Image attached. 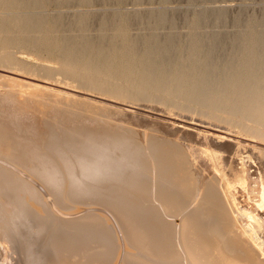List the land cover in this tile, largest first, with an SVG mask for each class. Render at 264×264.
<instances>
[{
    "label": "bare ground",
    "instance_id": "1",
    "mask_svg": "<svg viewBox=\"0 0 264 264\" xmlns=\"http://www.w3.org/2000/svg\"><path fill=\"white\" fill-rule=\"evenodd\" d=\"M29 3L33 4V6H41L40 0H0V5L4 6H18L17 4ZM134 12L137 13L136 11ZM173 13L175 12L173 11ZM62 14H52L50 15L52 18L49 17V20H46L45 14L38 13L2 16L0 17V31L4 32L5 36L0 42L4 46H10L21 41L36 47L38 39L36 36V39L33 36L36 27L47 22V25L51 26L52 29L54 28L53 30H59L60 25L66 21ZM96 14L93 12L73 13L74 18L72 17V23H69L73 24L74 27L72 25L69 27L78 28L76 30L77 34L80 30L81 34L79 32V35H77L79 36L78 39L75 38L76 34L75 36L73 35L76 32L72 35H64L63 33L59 39L57 38L58 41L57 39H45V48L50 47V49L53 48V51H57L56 56L58 55L61 60V71L63 73L70 76L76 75L84 86L110 90L113 93L114 91L115 93L126 92L129 96L139 99L157 98L158 95L152 94L151 91L146 89L159 88L160 83L164 79H174L176 87L180 83L188 82L191 84L189 88H193V90L199 89L198 91L202 93V96L199 95V92H196V94L199 97L201 96V98L204 95L205 101L207 100L206 103L213 100L217 104L216 106H223V108L225 107L230 112H234V114L244 113V116L252 117L264 125V8L261 16L257 17V23L255 22L260 29L251 31V35L249 34L250 30H246L248 31L247 33L246 31H244L245 33H238L234 42L230 43L232 47L229 49V55L234 54V57H230L227 54L230 57L227 62L225 61L226 58H224L225 53H222L223 57L220 54V56H217L218 48H220L226 39V32L223 29L214 28L201 34L192 33L186 37V40L184 39L185 41L180 40L173 31L168 32L166 36L162 34L163 37L161 34H158L159 31L156 33L154 30L155 27L157 30L161 23L164 24L170 17L172 18L171 11L157 10L147 15V19L159 25L155 24L154 26L153 24L154 30L153 27L151 30L153 32L149 34V39H147L148 37L145 38L148 40L145 41L147 42L146 44L143 43V34L142 37L140 35H137V37H133L134 35L126 37L124 33L125 37L122 35L121 37L123 38H120V42H116L117 39L114 41L116 38H114V34L117 31L119 32V30H124L123 28L126 29L127 26L129 27L132 20L129 19L130 15L129 17L125 15L126 17L120 18L121 16L119 17L118 12H108L101 13L106 14L105 16H99L103 18L99 24L100 29L97 27L100 31L98 32H106V29H109V26L111 27L110 24H113L111 21L114 22L115 20L116 22L117 20L116 25H112L115 29L114 34L111 33L112 36L110 38H105V33H101L93 41L94 36L92 38L88 32H90L89 27L91 26L90 16H95ZM108 14L110 18H108ZM140 15L136 14L137 17ZM228 15L227 8L220 7L200 10L195 17L197 23H194L203 24L204 26L205 22H210L212 26L215 24V27H219L220 25L216 24L226 23L229 20ZM134 16L135 14L131 17L134 18ZM237 16L240 17L239 15ZM96 19H98V16ZM240 21L242 22L241 19ZM109 22L111 23L109 24ZM250 23L252 24V22ZM169 25L173 28V24L170 23ZM246 25L248 24L246 23ZM62 27L60 30H62ZM69 27L66 28L69 29ZM73 28L69 30L74 31L75 29L73 30ZM142 44L146 48H142ZM235 54L242 55V58L246 56L248 59V62L245 64L248 73L246 77L245 73L243 74L245 78L241 76L242 78L239 79L236 76L237 73H239L238 76L242 74L240 70L239 72L234 70L232 75H230L231 73H229V68L227 69V67L222 71L218 70L219 68H223L222 64L224 61V64H227L225 66H229L228 63L233 60L234 62L232 63L239 64L235 62ZM237 57H239V60L241 59V56ZM242 61L244 60L242 59ZM240 66L244 67L243 62H240ZM235 67L233 66V68ZM188 68L189 70H187ZM118 72L121 74L125 73L127 75L125 77L134 83L133 86L121 88L120 86L106 84L101 78L102 82L99 81L100 76L98 77V74L105 73L106 75L111 74L113 76V73ZM130 76L133 78L130 79ZM182 89H186V87ZM190 91L192 90L190 89ZM193 93L195 94V92ZM214 103L213 105H215ZM14 106L12 105L15 111L18 108L20 109V107L16 109V106ZM9 107L5 109L9 111ZM54 109L55 112L59 108ZM11 110L10 112H15ZM69 114H72V112L63 110L61 114H56L53 118L44 117L38 120L40 117L38 118L32 114L33 118L36 117L37 119L33 120L30 118L32 116H29L28 118L30 119L21 118L20 120L12 121L18 125L23 123L25 125L24 130L26 131L34 130L39 125V127L43 125L47 127L48 131L45 135L44 148L42 149H37L34 144L31 145V143L23 141L22 137L20 138L22 141L18 140L19 137L16 138L15 134L7 132L8 126H5L7 128H3L4 124L3 126L0 124V127L2 126L0 129V139L2 132L3 134L7 133L10 137L4 138L15 137L16 141L12 140L13 143L11 140L9 141H11L13 147H19V150L15 149L18 153H22V155L25 153L21 152L20 148L28 150L24 159L32 162L34 168L31 166L30 168L36 171V175L43 180L42 182L46 183L45 185H47L51 193L60 194L62 178L65 177L68 183L66 194L76 196L80 200L98 202L115 213V217L125 237L136 249L135 252L130 254L126 252L122 253L123 264H264V250L262 249L263 251H261V245L264 242L262 241L261 243L260 237L257 236L259 230L261 231L260 233L264 234L262 232L264 231V216L260 214L264 212V173H262L264 172V167H262L263 170L259 166L257 167L259 170V173H257L258 177H254V187L252 186L253 188L250 190L251 193L248 196L253 200L256 210H260V213L254 211L253 205V210L241 209L239 212L245 215L248 220V227L246 230L244 229L245 233L248 234H246V237H248L242 238L240 230L238 232L231 231L233 230L231 227H233V220L235 219V217L231 219V214L235 215V209L238 211V208L234 209L231 206L234 207L235 205L237 207V203L233 199H230L231 201L229 202L226 200L219 188L220 185L218 186L212 180L213 178L202 180L203 178L199 177L198 173L197 175L191 174L190 171L192 169H188L185 158L181 156L178 149H173L169 140L151 135L143 143L136 137V134L129 135L127 128L112 127L111 124L114 123L111 121L89 115L70 116ZM53 115L55 114L53 113ZM8 117L10 116L8 115ZM7 122L10 123L9 121ZM34 124L35 127L33 129ZM19 128H16V130L24 136L26 133ZM11 131L13 132V129ZM259 153L261 152L259 151ZM262 154H264L263 151ZM263 156L262 158L264 159ZM260 165L263 166L262 164ZM231 169L229 170L230 172ZM238 171H236V175L239 178L241 177L239 183L243 184L245 183V177H242L243 174L241 175L243 171L240 168ZM5 173L0 172V180L5 178L0 182V192L6 191L5 195H7L5 197L2 194L3 192L0 193L1 197H5L2 200L3 204L2 202L0 203L2 208L0 216L3 217V220L6 216V223L9 219L8 222L11 223V227L8 231V236L11 237L15 233L18 243L27 250L23 249L26 251L24 254L29 259L28 261L37 262L38 260L40 262V255L34 256V253L29 251L30 246L35 241L31 240L33 243H28L27 236L31 235V224H26L27 220L23 219L21 214L23 212L26 213L27 209L22 208V203L15 204L11 202L19 198V187L17 186L20 185L18 184L20 182L18 181L17 183L14 179L12 180L11 177L13 176ZM192 175H195V178ZM12 181L16 182V186ZM229 182L225 184L229 185L231 183ZM21 183L23 182L21 181ZM21 185H24V183ZM231 196L234 197L233 195ZM9 202L20 205L14 208V204L10 205ZM2 212H4L3 216ZM30 212L31 210L29 214ZM175 215H180L178 223L172 220V216ZM37 216L33 215V218L35 219L36 217L38 219ZM1 221L0 224H2ZM3 223L5 224V222ZM10 223L7 224L10 225ZM4 224L1 227H4ZM41 224H37L36 227L43 229ZM57 224L60 223L58 222ZM62 224L64 223L62 222ZM43 225L46 226V224ZM94 225L96 224H75L72 229L68 227L70 231H62L59 228L62 227L61 225L58 227L59 229L57 228V233L54 232L56 235H51L49 232L50 235L46 237L44 245L48 249L52 248L53 264H80L82 258L88 259L93 257L98 253V249L106 250L108 245L111 244V241L108 242L109 232ZM235 227L233 228L236 229L237 227ZM64 228L67 229V227ZM260 236L264 237L262 234ZM248 238L252 240V243L248 242ZM245 239L248 240L246 241ZM255 248L260 249V254ZM38 251L43 253L42 249ZM70 253H76L79 258H82L73 260L74 255H72V263L68 261L70 259L67 260L65 258ZM43 257L45 259V255ZM83 261L85 264L86 260Z\"/></svg>",
    "mask_w": 264,
    "mask_h": 264
},
{
    "label": "rangeland",
    "instance_id": "2",
    "mask_svg": "<svg viewBox=\"0 0 264 264\" xmlns=\"http://www.w3.org/2000/svg\"><path fill=\"white\" fill-rule=\"evenodd\" d=\"M90 1L40 0L41 3L40 7L38 5L33 6V4L30 3L17 4L18 6L0 5V17L2 16L7 17L8 15H27L31 13L33 14L38 13V14H45L46 20H49L50 19L49 17H51L50 15L63 13L62 15H64V19L66 20L65 21L63 19V21L65 22L60 25L61 27L63 25L65 26L62 27V30H60L61 27L59 26L60 31L58 29L53 30L54 28L52 29L51 26L47 25V22H44L42 24L44 26L39 25V27H36V29L33 32L34 38L36 36V38L38 39L36 47L21 41L10 46H6V45L4 46L3 44H1L2 42H0V116H1L0 124L2 126L4 124L3 128H7L5 126H8V128L6 129L7 132H10L11 134L13 133V135L15 134L14 136H17L16 138L19 137L18 140L22 139L23 141L28 142L29 144L31 143V145L34 144L35 148L37 149L44 148L43 144L46 138L45 135L48 131L47 127H44V125L39 127L40 125L38 124L39 126H37L36 124L37 127L36 129H34L35 127L34 124L33 125L34 130L26 131L24 130L25 125L23 123L19 124L20 125L19 128L18 124H14L12 122L13 120H20L21 118L24 119L32 118L34 120L36 117L33 118V116H37L38 118L40 117L38 120L44 117L53 118L54 116H56V114H61V112L64 110V111L72 112V114H69L70 116H76V115L81 116L82 114L83 116L89 115L92 117L101 118L103 120L105 119L106 121L107 120L111 121L112 123H114L111 124L112 127L127 128L128 129L127 133L129 135L136 134V137L139 140H141L143 143H145L149 138V136L151 135L159 138H164L165 140H169L171 142L173 149L174 150L178 149L181 156L185 158L186 164H188L187 165L188 169H192L190 171L191 174L194 173L195 175H197L198 173V176L199 177L201 176V178H203L202 180H204L205 178L207 180L208 178L210 179L213 178L212 180H214L218 186L220 185L219 188L222 191L226 200L229 202L233 199L235 203H237V207H235V205L234 207L230 205L231 208L234 209L238 208V211L235 209V215L233 213H232L233 215L230 213L231 219L235 217V219L233 220L234 221L233 227L234 226L237 227V228L235 227L236 229L231 227V229H233L231 231L238 232L240 230L239 231L241 233L240 236L242 238L243 237L247 238L248 236L246 237L247 233H245L244 229L246 230L248 227L247 224L248 220L247 217H245V215H242L239 212L241 209H247V210L255 209L254 211L255 212L257 211L256 213H260V210H256L253 200L248 196L251 193L250 190H252V188L254 187L253 186L255 182L254 177L255 178L258 177L257 173H259V170L257 167L259 166V168H261L262 170H263L262 167H264V159L262 158V155H264L262 154V151L264 153L263 124H261L252 117L249 118L247 115L244 116V113L234 114V112L233 113L230 112L225 107L223 108V106H216L217 104L214 103L213 100L212 102L208 101V103H206L207 100L205 101L204 95L201 98L202 93L198 91L199 89L193 90V88H189L191 84L188 82L180 83V85L178 84L179 87L178 86L176 87L175 86L176 83L173 81L174 79L171 78H168L167 80L164 79L160 83V87L157 89H146L151 91L152 94L158 95L157 98L154 99L153 98L139 99L129 96L128 93L127 96L126 92L123 93L121 92L122 93L121 94L119 92L115 93L114 91L113 93V91L110 90H103L98 88L96 89L95 87H90L86 85L84 86L83 83L81 84V82L78 80L76 75L70 76L61 71L62 63L58 55L56 56L57 51H53L52 50L53 48L50 49V47L45 48L44 41L45 39L56 40L57 38L59 39L63 33L64 35L65 34L72 35L74 32L76 33H74L73 35L75 36L76 34L75 38L78 39L79 36L77 35H79L80 30L78 31L77 34L76 30L78 28L77 27H76L77 29L73 28L74 25L69 23V22L72 23V19L74 18L73 13L75 14V12H79V13L93 12L94 14L98 13L99 15L96 14L98 16V19H96L97 18L96 15H95L96 17L94 15L90 16L92 18V19L90 18L91 21L89 20L91 24L90 26L91 28L89 27L90 32L88 33L90 36H92V38L94 36V38L92 39L93 41L95 40V38L97 39L99 37L98 34L101 33L102 34L105 33L106 36L105 38H110L112 34H114L115 32V29L112 25L113 24L116 25L117 20L116 22L115 20L114 22L109 20L113 23L110 24L111 22H109L111 27L109 26V29L107 28L106 32L104 31L99 33L100 32L99 24L101 19L103 18L100 17L106 15L101 13L118 12L119 17L121 16L120 18H124L126 16L129 17L130 15L129 19L132 20L134 23L130 21L131 23L129 27L127 26L126 29L123 28L124 30H119V32L117 31V33L114 34V38L116 37L114 41H116L117 39L116 42H120V40L123 37L125 36L127 37L129 35L130 36L134 35L133 37H137V35L138 36L140 35V37H142L143 34L142 37L143 43L146 44L147 42L145 41L148 40H146L145 38L148 37L147 39H149V34L153 32L151 31L153 24L154 26L155 24H158L155 23L154 21L151 22V20L147 19L148 18L147 15L149 13H152V11L155 12L157 10H166L168 12L171 11L172 18L170 17V19L167 20L166 23L165 22L164 24L161 23L160 26H158L159 24L156 25L159 27V28L157 27L158 28L157 30L156 27L155 30L153 27V30L156 31V33H158L159 31L158 33L159 35L161 34V36L163 35L166 36L168 32L173 31L180 40H184V39L186 40V37L190 36V34L192 33L201 34L210 31L214 28L220 30L223 29L226 32V39L223 43L225 47L223 46V44H221L220 48H218L219 50L217 52V56L220 55L222 56L223 55L222 53H225L224 58H226L225 61L227 62V60H229L228 58L234 57V54L229 55L230 52L229 49H231L232 46L230 43L234 42L236 35H238V33L241 32L245 33L244 31L246 30L248 31L250 30L249 34L251 35V31H256L260 29V27H258V24H256L257 23L256 21L261 16V13L263 11L264 0H138V1L137 0H101V1L90 0ZM220 7L225 9L227 8V11L229 13L228 15L229 20H227L226 23L216 24V25H220L219 27L218 26L215 27L214 26L215 24L212 26V23L210 22H205L204 26L203 24H199V23L196 24L197 22L195 21L196 20L195 17L196 14L200 12V10L214 9ZM134 11H136L137 13H135ZM173 11L175 13H173ZM134 14L135 16L136 14L137 15L141 14V15L138 17L134 16V18H132ZM237 15H239L240 17H238ZM107 16H109V14ZM108 18H110V16ZM239 18L242 20L243 23L240 21ZM250 22H252V24ZM170 23L173 24V28L171 25H169ZM246 23L248 25H246ZM71 25L73 27H69ZM66 27H69V29L73 28V30L74 29L75 30L71 31ZM97 27H99V29ZM64 28H66L68 31ZM248 31H246V33ZM122 35L123 37H121ZM4 36L5 33L0 31V41L3 39ZM141 47L146 48V46L143 47V44ZM221 50L223 51L220 52ZM224 51H226L227 53ZM227 54L230 57L227 56ZM237 56H241L240 57L241 61L238 59L239 57ZM242 59L245 61V63L244 61H242ZM246 59H247L246 56H243L242 58V55L235 54V62L239 64L232 63L234 62L233 60L230 63H228L229 66H225L227 64L226 63L224 64L225 62L224 61L222 64L223 68H219L218 70L222 71L227 67V69L229 68L228 70L229 73H231L230 75H232L234 70L238 72L240 70V73L242 72V74L238 76L239 73L236 74L235 72L236 76L239 79L242 77L245 78L248 73L247 69L245 68V64L248 62V59L247 61ZM240 62H243L244 67L240 66ZM234 64L236 65V67ZM233 66L235 68H233ZM187 70H189V68ZM118 73L119 75H117ZM118 73H115L116 75L113 73V76L111 74L109 75L107 74L108 77L105 73H101L98 74V77L100 76L99 79L101 78L102 81H104V83L112 84L113 86H118V87L120 86L121 88H125L127 86L129 87L133 86L134 83L125 77L127 76L125 73L123 74H121L120 72ZM243 74L245 75V77ZM132 78L133 77H131L130 79ZM101 79L99 81H101ZM37 84H41V85H37ZM184 84L186 85L184 86ZM183 87L184 88L186 87V89H182ZM190 89L193 92H195V94L192 91H190ZM196 92L197 93L199 92V95L201 96L199 97V95L196 94ZM11 103L13 106L16 104L15 105L16 109L18 107H20V109L18 108V110L15 111ZM213 103L215 105H213ZM8 104L10 105V107ZM8 107H9V111L5 109V108L8 109ZM54 108H59V109H57L54 112L55 110ZM10 109H12L15 112H10ZM9 112L13 114H10ZM53 113L55 115H53ZM8 115L10 117H8ZM24 115L25 116L27 115L26 118ZM29 116L32 117L28 118ZM1 119H3L5 123ZM2 121L3 123H1ZM7 121H9L10 123H8ZM2 126L0 127V129L2 128ZM16 128L22 129L26 134L23 136L20 132L16 130ZM12 129L13 132L11 131ZM31 134H35V135H31ZM1 135L2 137L0 139V172L9 173L10 176H13L11 177L12 180L14 179L17 183L19 181L20 183L18 184L20 185L24 183V185L17 186L19 187L18 188L19 198H17L18 200L15 199L12 200L11 202H14L15 204L22 203L21 205L23 206L22 208L27 209L26 213L23 212L24 211L23 210L21 211L23 212L21 214H22V218L27 220L26 224H31L30 226L31 235L29 237L27 236L29 240L28 243L32 244L34 241L36 242V243L34 242L35 245L33 243V245L30 246L29 251L33 252L34 256L39 254L40 255L39 259L41 258L42 260L40 259V262H38V260L37 262L28 261L29 259L26 258L24 254L27 250L24 248V246L18 243L17 239L15 238L16 237L15 233L12 234L11 237L8 236V231L11 227V223L8 222L9 219L7 223L8 224L10 223V225L6 223L7 220L5 218L6 216L4 217V220L2 219L3 217L0 216L1 217L0 220H2L1 223L4 224L3 222H5L4 227L3 226L1 227L2 224H0V264H43V262L44 264H53L54 259H53V255L51 254L52 248L48 249L44 244L46 241V237L50 234L53 235L54 232L57 233L58 231L57 228L61 225L62 227L59 228H61L62 231L63 230L70 231V228L72 229V227H74L75 224L83 225L87 223L90 224L95 223L96 225L94 226L109 232L108 242L111 241V244L109 243L111 247H109L110 245H108L106 250L97 248L100 251V252L98 251L99 254L98 253L96 254L98 256L94 255L93 257L88 259L85 258L83 259L80 255V257L82 258L81 259L79 258L78 254L70 253L69 255L70 257L67 256L65 258L67 260L70 259L68 261H71L72 263L73 260L78 258V260L81 259L80 264L82 263L84 264L83 260H86L85 264H88L89 262H90L89 264H123V260L121 256L122 253L126 252L130 254L136 251L135 247L131 245L128 239L125 237L123 230L121 226L118 224V221L115 217V213L113 211L109 210L108 208H106L105 206H103L98 202L80 200L77 199L76 196H72L71 194H66L67 193L66 190H68L67 188L68 183L65 177L62 178V183L60 186L61 187L60 194L56 195L54 193H51L50 189L47 187V185H45L46 183L42 182L43 180L36 175V171L33 169L34 167L32 166V162L24 159L28 150H24V148L22 147L23 149L20 148V150L21 152H25V153H23V155L22 153H18L16 150H19V147L17 146L18 148L17 149L13 147L11 144V141L15 140V137H13L14 139L12 138V136L11 138H4L10 136L7 133L3 134V132ZM259 151L261 153H259ZM260 155L261 157H259ZM260 164H262L263 166H261ZM30 166L33 168H30ZM239 168L243 171V172L241 171L242 172L241 175L243 174L242 177L243 176L245 177V183H243L244 185L239 183V179L241 177L239 178V176L236 175L237 172H239L238 171ZM230 169L231 172L229 171ZM195 175L192 176L195 178ZM8 179L11 181L10 178ZM3 180H0V182H2ZM21 181L23 183H21ZM228 181H230L231 183L229 182L230 184L226 185L225 183L226 182L228 183ZM14 182L13 184H15L16 186V182L15 183ZM5 192H3L2 194L5 195L6 194ZM231 195H233L235 198L232 197ZM6 196L7 195H5V197ZM15 196L17 197V195ZM2 197H1L2 199L0 198V203L2 202V200L5 199L4 196ZM11 202H9L10 205L12 204ZM15 204L13 205L14 208L16 206L19 207L20 205V204L19 205H15ZM252 205L254 208L252 207ZM1 209L2 208L0 206V211ZM29 209L31 210L32 214L34 213L33 215L35 216L38 215L37 217L38 219H40L39 221L42 224L38 221V219H36V217L35 219L33 218L31 212L29 214L30 211ZM3 213L4 212H2V216ZM260 214L264 216V212H261ZM179 216L180 215L172 216V220L175 223H178ZM58 222L60 224H57ZM62 222L64 224H62ZM37 224H41L43 229L41 228L40 229L42 231L38 227H36ZM43 224H46V226ZM63 226L67 227V229L64 228ZM68 227H70L69 230ZM3 228L6 232L3 230ZM260 232L261 231L259 230L257 236L261 238V239L259 238V240H261L262 243V241L264 242V237L263 236L261 237L260 235L261 234L264 235V234ZM248 239L245 240L246 241L248 240L249 243H252V240L250 238ZM33 246H35L36 248ZM263 246L264 243L261 245L262 247L261 251L264 250ZM23 249L26 251H24ZM41 249L45 255V259H43L44 258L43 257L44 255H42L43 253L41 251L40 252L38 251ZM255 249L260 254V249L257 248ZM101 251H107V252L101 253ZM72 255H74L73 260L71 259ZM75 255H77L78 257ZM66 263H70V262H66Z\"/></svg>",
    "mask_w": 264,
    "mask_h": 264
}]
</instances>
